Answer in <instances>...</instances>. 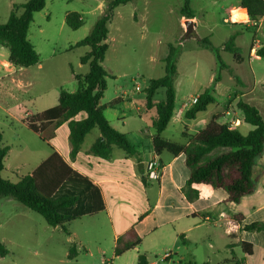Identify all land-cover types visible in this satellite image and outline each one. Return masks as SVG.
I'll return each instance as SVG.
<instances>
[{"label":"rangeland","instance_id":"obj_1","mask_svg":"<svg viewBox=\"0 0 264 264\" xmlns=\"http://www.w3.org/2000/svg\"><path fill=\"white\" fill-rule=\"evenodd\" d=\"M27 1L0 0V24L8 22L14 5ZM186 1L132 0L117 9L109 25L110 49L104 67L110 76L101 102L108 108L110 120H114L115 112L108 104L123 92L127 94L125 98L134 99L138 106L145 103L149 82L165 75L163 58L170 45L184 52L177 80L183 89L187 90L193 80L196 87L208 83V72L195 70L197 60L193 57L197 53L198 59L202 54L211 55L212 60L205 58L209 65L211 62L216 65L215 77L220 76L224 93L236 89L237 81L229 70L220 69L215 53L202 46L199 40L208 38L214 46H222L232 35L237 36L248 65L247 47L253 30L238 23L246 21L240 13L241 0H188L195 12L191 21L181 13ZM107 5L108 0H47L46 7L34 15L29 36L41 56V64L23 72V80L32 86L21 92L0 87V106L6 110L0 109V132L4 145L9 147L2 172L5 180L17 184L46 158L51 149L48 143L50 134L46 131L41 137L30 130L21 122L23 111L36 114L42 108L39 101L34 102L36 96L49 95L58 88L70 89L69 64L77 69L79 56L89 51L87 47L70 51V46L91 33ZM72 12H78L84 20L78 30H72L65 22L67 14ZM189 22L192 24L191 33ZM220 57L226 65L233 64L232 54L221 52ZM85 69L89 72L87 64ZM164 98V90L160 89L154 99L160 101ZM238 112L243 117L242 112ZM240 130L244 134L248 132L243 128ZM173 134L174 131L168 132L170 136ZM173 140L181 142L182 138L175 135ZM148 181L144 173L142 185L147 186ZM152 183L156 187L155 182ZM143 186L137 184L127 197L108 198V212L68 222L64 225L66 231L62 227L49 226L42 216L12 198H0V240L9 250L8 256L0 258V264H111V259L115 258L114 230L126 228L148 208ZM73 246L77 248V256L69 259ZM146 248V245L140 246L138 251L124 255L114 264H137L138 256L145 255ZM162 258L160 253L149 255L151 261H161Z\"/></svg>","mask_w":264,"mask_h":264},{"label":"crops","instance_id":"obj_2","mask_svg":"<svg viewBox=\"0 0 264 264\" xmlns=\"http://www.w3.org/2000/svg\"><path fill=\"white\" fill-rule=\"evenodd\" d=\"M243 18L246 21L238 23L246 26L247 30H253L251 43L247 47L249 63L246 65L243 54L244 61L242 63H237L234 60L232 65H228L233 69L235 75H239H236L240 80L239 83L237 82L238 87L236 86L232 93H224L219 81L213 93L215 103L210 105L206 111L197 114L194 119H189L186 114L195 105L192 104V100L200 97L213 84L216 65L212 62L209 65L205 57L211 60L212 57L208 53L202 54L200 59L197 58L198 53L196 54L197 57L194 54L193 59L197 60L196 72H208L209 80L207 84L197 87L193 80L185 90L177 81L181 72V60L184 56V52L181 51L177 64L178 73L174 83L176 110L170 124L162 134L164 139L187 146L189 143L187 136L198 134L215 117H218L219 123L228 124L227 121L230 116H227V113H231V117L237 119L236 125L231 127L239 131L242 128L246 129L248 131L246 134H248L253 127L247 124L244 121V116H240L238 112L240 110L237 103L240 100L257 108L264 119V54L259 55V51L264 49V17L258 21H253L246 16ZM235 37L238 46V38ZM28 38L34 45L29 35ZM80 41L74 42L70 46V51L74 50L72 47ZM34 47L37 49L35 45ZM238 47L244 49L240 45ZM3 50L8 49L0 46V87L4 86L9 91L18 90L20 92L31 87L32 83H25L23 80V72L28 68L13 66L9 62V50L7 54ZM83 56H79L77 69L69 64L71 72L69 90L58 88V91H53L49 95L41 94L33 99L36 103L39 101V105L42 107L36 114L58 105L62 91L73 93L78 90L76 76L84 77L88 74L85 69L86 64L81 62ZM126 95L123 92L122 95H117L111 101L117 100V105L114 108L109 107L111 111L115 112L114 120L108 118V108L105 109L104 114L111 126L126 136L135 155H128L118 148H114L112 157L108 160L92 155L90 149L101 137L100 130L95 128L86 136L78 155L72 159L70 156L72 151L69 138L70 130L68 123H64L54 131L49 139L48 143H50L51 149L43 160L45 161L53 152H57L74 170L90 177L102 190L106 209L101 213L110 210L108 198L121 199L120 197H127L133 193L134 190L131 189L135 188L137 184L143 186L141 176L145 173V166L149 161L157 159L161 163L162 174L160 179L155 182L156 187L150 181H148L147 186H143L145 190L144 201L148 204V208L132 224L113 232L115 248L120 239L127 245L138 237L141 240L140 245L119 257L114 255L115 258L111 259V264L132 251H138L140 246L145 245L147 246L145 256L149 264H234L232 253L237 258H243L244 264H264V231L249 232L245 230L247 225L264 223V153L258 158L254 167V193L243 197L237 204L228 200L229 195L224 189L194 184L187 191L190 170L186 165L185 155L174 156L167 152L157 155L155 153L153 123L156 119V110L155 108L149 110L146 107V101L143 105L138 106L134 99L125 98ZM154 101L158 103L161 100ZM101 105L103 104L101 103ZM3 112L6 110L4 109ZM36 114L33 111L24 110L21 122L24 123L28 116ZM85 117V114H80L76 120H82ZM170 130L182 138L181 142L173 140L174 134L168 135ZM242 133L244 134V132ZM236 215H242V220H236ZM243 242L253 246L251 255L246 254L243 248L239 246ZM87 252L89 253V251ZM157 253L162 254L163 257L170 253V257L162 258L161 261H151L149 255L157 256Z\"/></svg>","mask_w":264,"mask_h":264},{"label":"trees","instance_id":"obj_3","mask_svg":"<svg viewBox=\"0 0 264 264\" xmlns=\"http://www.w3.org/2000/svg\"><path fill=\"white\" fill-rule=\"evenodd\" d=\"M109 5L103 16L95 23L91 33L78 42L72 49L88 47L89 51L81 58L82 64L89 66V72L84 77L76 76L78 90L76 92L62 91L58 105L40 114L29 116L24 120L26 126L33 132L42 135L48 131L50 138L54 131L68 123L71 158H75L84 144L86 136L98 128L101 137L92 145L90 153L96 157L108 160L112 157L114 148L123 150L128 155L135 152L126 136L114 129L107 120L104 111L107 108L101 102L107 91V78L110 76L104 67L109 51V25L115 11L132 0H108ZM47 0H28L22 5H14L6 24H0V46L9 50V62L17 68H31L40 63V54L30 42L28 35L34 15L46 7ZM22 10V11H21ZM21 11V12H20ZM187 20H193L194 11L186 1L181 10ZM240 13L253 21L264 17V0H241ZM66 24L72 30H78L84 25V20L77 12L68 13ZM199 43L212 50L218 60L220 69H227L239 83V78L233 69L222 62L220 53L228 52L233 55L237 63H242L243 50L237 46L236 37L231 36L221 47H215L208 38L200 39ZM180 50L170 45L167 55L163 58L165 75L149 82L146 89V107L155 108L156 119L153 127L154 150L157 155L164 152L174 156L185 155L186 165L190 170L187 191L194 184H204L214 189H224L228 200L239 203L245 196L255 191L254 167L256 161L264 153V119L259 110L243 100L238 101L237 107L243 113L244 121L253 129L243 134L228 124L218 122L215 117L198 134L187 136V146L168 141L162 137L170 124L176 110L175 78L178 73V59ZM264 54V49L259 55ZM220 76H216L213 84L198 97L197 103L186 116L194 119L197 114L204 112L215 103L214 91ZM163 89L165 98L155 103L157 92ZM117 100L108 104L114 108ZM80 114L86 117L76 120ZM49 129V130H48ZM9 147L4 146L3 134L0 132V198L9 197L19 202L29 210L39 214L46 223L54 228L62 227L68 222L84 216H93L106 209L101 188L94 181L74 170L57 152H53L34 171L27 174L13 184L2 177L5 169V159ZM241 221L242 215H236ZM249 232L264 231V223H254L245 227ZM66 231V229H65ZM141 240L137 237L125 245L118 240L115 256L135 249ZM246 254L253 253V246L241 243ZM9 250L0 240V258L8 256ZM77 256V248L70 249L68 258ZM234 264H244L243 258H237L232 253ZM137 264H149L145 255H139Z\"/></svg>","mask_w":264,"mask_h":264},{"label":"built area","instance_id":"obj_4","mask_svg":"<svg viewBox=\"0 0 264 264\" xmlns=\"http://www.w3.org/2000/svg\"><path fill=\"white\" fill-rule=\"evenodd\" d=\"M198 101V98H194L192 100V104H196ZM227 116H230L227 123L230 126L236 125L237 119H234L231 117V113H227ZM145 174L146 177L150 182H156L160 179L162 174V166L161 163L157 159H153L147 163L145 166ZM170 257V253H167L164 255L163 259H167Z\"/></svg>","mask_w":264,"mask_h":264},{"label":"water","instance_id":"obj_5","mask_svg":"<svg viewBox=\"0 0 264 264\" xmlns=\"http://www.w3.org/2000/svg\"><path fill=\"white\" fill-rule=\"evenodd\" d=\"M192 24L189 22V32L191 33Z\"/></svg>","mask_w":264,"mask_h":264}]
</instances>
